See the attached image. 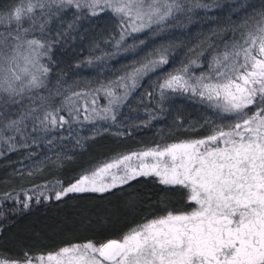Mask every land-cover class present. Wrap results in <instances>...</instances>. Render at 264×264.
<instances>
[{
    "label": "snow or ice",
    "instance_id": "1",
    "mask_svg": "<svg viewBox=\"0 0 264 264\" xmlns=\"http://www.w3.org/2000/svg\"><path fill=\"white\" fill-rule=\"evenodd\" d=\"M70 6L76 11L69 29L85 14L97 17L110 11L119 20L115 47L129 51L145 44L139 40L125 47L133 34L147 31L157 35L178 14L217 5L201 0H16L0 10V28L4 29L0 31V140L8 143L9 150L16 146L12 143L15 137L5 138L3 131L21 133L20 126L29 119L34 122L33 131L45 133L65 125L71 128L73 123H116L121 107L141 86V79L169 63L167 49H157L148 57L156 54L158 59L147 58L139 67L133 64L123 75L94 89L72 92L59 106L53 107L50 97L40 96L39 107H29L18 118L3 123L10 106L21 104L25 97L34 102L37 97L31 94L47 87L50 68L41 63V57L48 55L51 43L28 38L34 30L36 10L41 16L59 15ZM248 19L254 23L249 24ZM248 19L232 28L234 34L239 30V38L225 43L222 51L209 45L157 82L161 99L166 90L190 93L191 99L199 98L211 110L204 118L210 129L207 135L117 153L66 187L60 180L44 186L60 200L68 193H105L138 177L154 176L161 185L187 189V199L195 208L147 220L120 239L73 243L54 253H25L23 261L0 259V264H264V7ZM25 21L31 22L27 28L23 27ZM44 29L41 23L39 31ZM209 50L213 54L207 70L195 75L193 66L200 67V58ZM101 95L107 101L104 105L99 103ZM65 109L67 117L61 115ZM148 115L146 125L154 118L150 112ZM93 132L98 134L95 127ZM41 196L52 198L41 192L37 201ZM31 199L25 196L24 208Z\"/></svg>",
    "mask_w": 264,
    "mask_h": 264
},
{
    "label": "trees",
    "instance_id": "2",
    "mask_svg": "<svg viewBox=\"0 0 264 264\" xmlns=\"http://www.w3.org/2000/svg\"><path fill=\"white\" fill-rule=\"evenodd\" d=\"M15 2L16 0H0V10H6ZM201 2H214L217 6L210 10L194 8L191 13L178 14L177 19L169 21L170 26L154 35L153 39L147 36L152 32L133 34L127 38L125 47L138 44L143 39H147V44L143 49L137 47L129 51L115 47V40L119 39L120 33L119 20L110 11L100 13L97 17L85 14L69 29V23L74 20V8L65 9L59 15L45 16H41L36 10V23L29 37L36 35L41 23L45 24L44 32L50 35L53 42V48L45 60L50 68L47 81L55 93L59 91L62 94L78 73L88 78L90 85L95 87L114 80L133 64L138 67L147 58L158 59L156 54L148 57V53H155L157 49H167L169 63L141 79V86L121 107L114 124L111 121H101L95 126L73 123L71 128L65 125L47 133L33 131V125L24 128L23 134L14 130L3 131L7 137H15L12 143L16 146L9 150L8 143L0 141V259L23 261L25 253H54L73 243L108 237L121 238L138 224L186 206L182 188L161 185L150 177H138L127 185L119 186L127 198L125 201L132 200L130 196L134 192L140 199L137 204L128 202L126 212L113 218L107 213L109 210L100 214L96 211L99 208L96 204L85 201L86 197L100 196L101 193H68L56 200L55 194L44 186L50 187L57 180L63 181L64 186H67L86 170L93 169L98 162L117 153L200 138L209 133V126L204 124V118L211 114V110L199 103V98L191 99L190 93L166 90L165 97L161 99L157 82H162L167 73L187 64L209 45L215 46V51H220L225 43L238 39L239 30L234 34L232 28L264 7V0ZM30 23L25 21L23 27H29ZM0 31L4 29L0 28ZM108 53L115 55H106ZM212 54V50L206 51L200 58L201 66H193L192 72L195 75L207 70V61ZM97 57L102 59L98 60ZM78 86L81 89L87 85ZM44 90L42 88L37 91ZM148 93L153 95L149 97ZM16 107L19 108V105ZM149 112L154 118L146 125ZM94 127L98 134L94 135ZM49 141L52 143L49 144ZM37 159L42 168L40 174L34 166ZM130 188H134L133 193ZM171 190V193L180 191L179 204L169 203V200L166 203ZM41 192L51 193L52 198L46 200L41 196L37 201L36 197ZM26 195L32 197L28 208L23 206ZM136 206L139 211L137 215L130 212ZM102 217H106L107 228L100 236H94L99 234V221Z\"/></svg>",
    "mask_w": 264,
    "mask_h": 264
},
{
    "label": "rangeland",
    "instance_id": "3",
    "mask_svg": "<svg viewBox=\"0 0 264 264\" xmlns=\"http://www.w3.org/2000/svg\"><path fill=\"white\" fill-rule=\"evenodd\" d=\"M37 10H38V13L40 14V10L39 9H37ZM36 14H37V11H36ZM27 22H30V21H27ZM249 22H250L249 24L254 23V19H250ZM33 36H35L36 38H41V39L48 40L51 43V49H50V51L52 50V48H53V45H52L53 42H52L51 37H50L49 34H46L45 32L41 33L39 31V29H38L36 35H33ZM147 36H149L148 37L149 39H153L155 37L153 34H149ZM31 37L32 36H30L28 38H31ZM157 38H160V36H157ZM144 41H145V44L144 45H140L138 47V49L139 48H141V49L145 48V46L147 44V39H145ZM222 50L223 49H220V51H222ZM50 51H48V53ZM46 57H47V55L41 57V63H43L45 65H46V62H45ZM138 67H139V65H138ZM80 84H84V85H87V86L85 88H81V89L80 88H77V87H79L78 85H80ZM46 85H47V87L44 88L45 90L43 92H38L39 90L38 91L35 90L31 94L33 97H37L34 102L32 100H30L29 98L25 97V99L23 100V102L21 104H19V108H17L16 105L10 106L8 116L4 118L3 123H6L8 118H11V119L18 118V116L20 115V113L23 112V111H27V109L29 107H39L40 104H41V101L38 99V97H40V96L50 97L51 98L50 99V103H51V105L53 107H55V106H59L60 105V103H61V101H62V99H63L64 96L71 95L72 92H80L82 90L94 89V88H96L98 86V85H96V87H95V85H90L89 79L86 78L84 75H80V73H78L74 77L73 81L70 82L69 87L65 91H63L62 94L59 95V96L55 95V92L50 89L49 82L47 81V79H46ZM81 103H82V101H81ZM99 103H100V105H104V104L107 103V101L103 98L102 95H101V97L99 99ZM61 115H65L67 117V115H68L67 110L65 109V111L62 112ZM33 123L34 122L31 119L26 120L24 122V125H21L20 126L22 128V132L19 133V134H23V131H24L23 129L26 128L25 125H27V127H31L33 125ZM0 127H3V124L2 123H0ZM32 129H33V127H32ZM3 136L5 138H7L6 135L3 134ZM0 141H5V140H0ZM138 151H140V150H138ZM39 159L35 160L34 166L36 167V169L38 170V173L40 174L41 171H42L41 170L42 168L39 166V164H40ZM148 162H151V159L150 158H149ZM150 178H153V179L157 180V178L154 177V176H150ZM72 182H74V180ZM180 188H182V187H180ZM133 189L134 188H130L129 190L133 193L134 192V191H132ZM183 191H184V195H185L184 197H185V201H186L185 202L186 206L183 207L180 210H177V211H174V212L171 211V212H173V213L190 212L193 208L196 207V205H195L194 202H189L188 201V199H187V196H188L187 189H183ZM169 192H170L168 194L169 197L167 198L166 203L169 200V203H172L173 202V203L179 204L180 203L179 202V198H180L179 192L180 191L179 190H176V192L171 193L172 192V190H171ZM51 193L55 194V192H51ZM51 193L44 192L45 195H49V196H50ZM123 193L124 192L121 191L120 190V187L118 186L117 188H114V189H112V190H110L108 192L101 193L100 196H88V197H86L85 201L87 203H91V204L94 203V204H96V206L99 207L98 209H96V211H98L100 214L104 213V211H108L109 210L110 212H107V213L113 218V216H115V215L117 216L118 214H123V213L126 212V210H127L126 207H127L128 202L129 203H136V204L139 202L140 197H138V194L135 195L136 192H134V194H132V196H130V198H132V200H130V201H125L127 198L125 197V195ZM136 199H137V201H136ZM109 201H110V204H108ZM112 209L113 210H116V211H112ZM117 210H119V211H117ZM130 210H132L130 212H135L136 215L139 213L137 206H136V208L132 207ZM167 213H165L164 215H166ZM106 222H107L106 217H102L100 219L99 225L101 227H100L99 234H94V236H100V234H102V233L105 232V229L107 228L105 226L106 225ZM88 230H92V229L91 228H88ZM106 239L107 238H104V239H96V240H93V241H95L97 243H100V242H104Z\"/></svg>",
    "mask_w": 264,
    "mask_h": 264
},
{
    "label": "water",
    "instance_id": "4",
    "mask_svg": "<svg viewBox=\"0 0 264 264\" xmlns=\"http://www.w3.org/2000/svg\"><path fill=\"white\" fill-rule=\"evenodd\" d=\"M108 239H119V238L118 237H108L106 240H108Z\"/></svg>",
    "mask_w": 264,
    "mask_h": 264
}]
</instances>
